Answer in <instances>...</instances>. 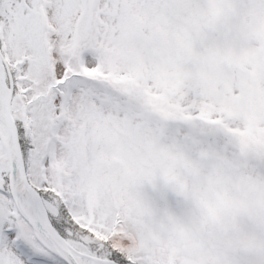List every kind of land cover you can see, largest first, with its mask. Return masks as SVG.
<instances>
[{
	"label": "snow or ice",
	"instance_id": "1",
	"mask_svg": "<svg viewBox=\"0 0 264 264\" xmlns=\"http://www.w3.org/2000/svg\"><path fill=\"white\" fill-rule=\"evenodd\" d=\"M0 264H264V0H0Z\"/></svg>",
	"mask_w": 264,
	"mask_h": 264
}]
</instances>
